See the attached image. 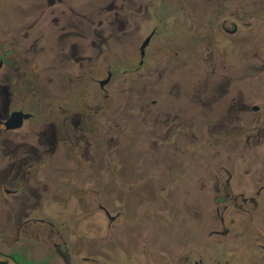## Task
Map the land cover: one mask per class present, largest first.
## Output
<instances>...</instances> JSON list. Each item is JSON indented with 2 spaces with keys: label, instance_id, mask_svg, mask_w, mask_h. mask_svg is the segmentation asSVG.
<instances>
[{
  "label": "flooded vegetation",
  "instance_id": "obj_1",
  "mask_svg": "<svg viewBox=\"0 0 264 264\" xmlns=\"http://www.w3.org/2000/svg\"><path fill=\"white\" fill-rule=\"evenodd\" d=\"M13 1L0 264H264V0Z\"/></svg>",
  "mask_w": 264,
  "mask_h": 264
},
{
  "label": "rangeland",
  "instance_id": "obj_2",
  "mask_svg": "<svg viewBox=\"0 0 264 264\" xmlns=\"http://www.w3.org/2000/svg\"><path fill=\"white\" fill-rule=\"evenodd\" d=\"M26 2H28V1H32V0H25ZM0 2H2V3H4L5 2V7L8 9V11H9V19H11L12 21H10L9 22V24H8V26H11L12 24H15L16 23V21H17V18L18 17H16V15H17V13H16V11H14V10H12V7H13V5H11V3H13L14 1L13 0H0ZM20 16V15H19ZM11 17V18H10ZM1 23V22H0ZM148 189H149V187H147V188H145L144 190H145V192L146 191H148ZM177 233H172V235L171 236H173V238H175V236H177L176 235Z\"/></svg>",
  "mask_w": 264,
  "mask_h": 264
}]
</instances>
